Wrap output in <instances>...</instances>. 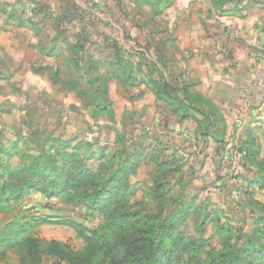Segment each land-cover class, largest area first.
I'll list each match as a JSON object with an SVG mask.
<instances>
[{
    "label": "rangeland",
    "instance_id": "374dc122",
    "mask_svg": "<svg viewBox=\"0 0 264 264\" xmlns=\"http://www.w3.org/2000/svg\"><path fill=\"white\" fill-rule=\"evenodd\" d=\"M160 1L176 0H59L58 13L74 18L69 39L56 41L60 54L42 57V66L34 71L38 57L4 56L10 70L0 72V153L15 141L19 145L13 157H0L19 162L31 151L27 147L37 152L44 143L46 149L65 146L72 152L78 147L81 153L84 143L94 152L104 147L116 163L118 150L123 151L127 160L139 164L130 179L137 201L172 197L179 201L174 214L195 209L196 215L183 225L185 233L201 229L196 221L200 214L250 233L257 227L251 211L264 209V130L223 134L215 126L203 129L206 119L197 113L192 121L197 128H187L191 121L181 122L178 115L188 110L184 95L166 89L171 103L157 98L151 80L180 84L182 74L178 40L164 37L169 34V7L164 9ZM159 182L171 189L151 191ZM67 199L31 191L12 213L0 211V237L18 216L27 223L26 234L81 249L85 243L73 227L61 223L62 217L94 228L104 215ZM212 234L210 226L205 237ZM217 240L213 236L211 242ZM11 245L0 244V264H20Z\"/></svg>",
    "mask_w": 264,
    "mask_h": 264
},
{
    "label": "trees",
    "instance_id": "16d2710c",
    "mask_svg": "<svg viewBox=\"0 0 264 264\" xmlns=\"http://www.w3.org/2000/svg\"><path fill=\"white\" fill-rule=\"evenodd\" d=\"M230 1L233 0H213L221 13L230 11L224 10ZM160 2L165 3L164 9L173 4ZM180 78V84L163 85L155 79L150 84L157 98L169 103L172 97L166 89H171L173 95L182 93L188 110L183 115L178 113L179 120H195L194 114L201 109L189 93L190 86L183 83V72ZM46 144H38L39 150L34 152L25 142L24 146L31 151L23 153L19 162L8 159L15 155L11 152L17 149L19 141L13 142L12 148L1 149L0 154L9 153V156L6 161L0 157V211L12 213L14 206L34 191L67 197V202L99 210L104 221L93 228L75 222L72 217H62L61 223L73 227L85 243L78 249L68 242L26 234L27 223L17 216L7 224L8 232L0 237V244H12L20 264H47L49 260L56 264H261L264 261V209L251 211L256 214L251 217L257 227L250 233L244 232L243 227L231 226L228 220L216 221L206 214H200L196 220L201 229L195 228V234L185 233L183 225L196 215L195 209L185 215L174 214L179 201L172 197L160 200L149 195L148 202L146 198L137 201L130 179L137 174L139 164L127 160L123 151L118 150L120 161L116 163L115 155H107L104 147L94 152L84 143L81 153L78 147L69 152L65 146L46 149ZM252 150H248L247 157ZM159 183H154L151 191L161 187L171 189L167 182ZM139 204L143 208L136 209ZM210 226L212 235L218 237L213 243V236L205 237Z\"/></svg>",
    "mask_w": 264,
    "mask_h": 264
},
{
    "label": "crops",
    "instance_id": "0c3cea01",
    "mask_svg": "<svg viewBox=\"0 0 264 264\" xmlns=\"http://www.w3.org/2000/svg\"><path fill=\"white\" fill-rule=\"evenodd\" d=\"M60 8L59 0H0V72L10 70L4 56L38 57L34 71L42 57L60 54L56 41L69 39L74 22L58 13ZM226 9L229 13H221L212 0H176L166 11L170 23L164 37L178 40L183 83L201 109L196 115L206 119L202 128L259 134L264 130V0H233ZM190 121L185 127L197 128Z\"/></svg>",
    "mask_w": 264,
    "mask_h": 264
}]
</instances>
